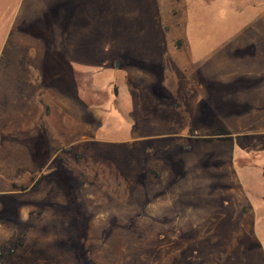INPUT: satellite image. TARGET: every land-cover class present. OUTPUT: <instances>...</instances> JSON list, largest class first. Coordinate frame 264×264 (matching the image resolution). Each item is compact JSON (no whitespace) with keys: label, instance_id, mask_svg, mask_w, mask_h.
I'll list each match as a JSON object with an SVG mask.
<instances>
[{"label":"rangeland","instance_id":"rangeland-1","mask_svg":"<svg viewBox=\"0 0 264 264\" xmlns=\"http://www.w3.org/2000/svg\"><path fill=\"white\" fill-rule=\"evenodd\" d=\"M255 113L264 0H0V264H264Z\"/></svg>","mask_w":264,"mask_h":264},{"label":"trees","instance_id":"trees-1","mask_svg":"<svg viewBox=\"0 0 264 264\" xmlns=\"http://www.w3.org/2000/svg\"><path fill=\"white\" fill-rule=\"evenodd\" d=\"M56 10L52 12H48L44 14L42 19L40 20L38 26L31 27L28 32L33 34L36 37L46 38L44 34L45 32H49V39L52 37L51 31V14L54 13ZM44 28L45 32H39L37 34V29ZM51 35V36H50ZM133 65L143 67L144 65L139 62H134ZM79 77H82V74L78 73L66 60L65 54H60L59 52H51L47 51L45 55V61L43 66V79L44 83L47 86H57V84H69L70 82L78 85L81 83ZM225 133L224 129L219 130V134ZM46 134L43 129L40 130L39 135L36 138L30 139L28 142L30 146L34 149H37V145L41 143V140L46 139ZM206 141H211V139H206ZM47 142V140H46ZM35 162L41 166V160L38 158V154L34 156ZM263 174H264V167H263ZM13 250L5 253L4 251L0 250V263L2 260L13 254ZM80 259V258H79ZM84 258H81V264H87Z\"/></svg>","mask_w":264,"mask_h":264},{"label":"crops","instance_id":"crops-1","mask_svg":"<svg viewBox=\"0 0 264 264\" xmlns=\"http://www.w3.org/2000/svg\"><path fill=\"white\" fill-rule=\"evenodd\" d=\"M253 44V43H252ZM254 46V45H253ZM249 48H252V52L251 53H255L254 52V47H252V46H250ZM34 72V78L33 79H37V81H38V83H39V85H41L42 86V79H41V77H40V71H38V70H34L33 71ZM241 73L240 72H236L235 73V75L233 76V72H232V75H231V78L232 79H235V77H236V79H238V78H241V77H243L244 76V74H242V75H240ZM43 88V87H42ZM203 90V89H202ZM203 95H205V93H203ZM202 97V96H201ZM204 97V96H203ZM62 102V101H61ZM249 106V108H252V109H255V108H259V109H262V107L263 106H258V105H252V104H249L248 105ZM258 113H260V112H258ZM258 113H255V115L256 116H259V119H258V121L259 122H261V123H264V113H262V114H259L258 115ZM238 119H240V117H238ZM241 122H242V120H241ZM244 124V122H242V124L240 123V126H241V128L240 129H242L241 131H239V132H232L228 127H223V126H220V127H218L217 128V132L215 133V137L217 138V139H222V135H220L219 134V130L220 129H224L225 130V133L226 134H228L227 135V137H225V139L227 138V139H232L235 135H237L238 133H240V134H244V129H247L246 128V126L245 125H243ZM264 132V131H263ZM200 137H204V141L206 140V139H211L212 140V138L211 137H207L206 135H200ZM163 197V196H162ZM161 198V197H160ZM159 198V199H160Z\"/></svg>","mask_w":264,"mask_h":264}]
</instances>
